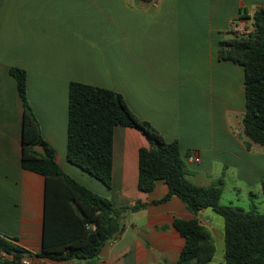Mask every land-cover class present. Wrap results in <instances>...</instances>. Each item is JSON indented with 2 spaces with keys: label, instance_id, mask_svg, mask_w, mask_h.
Here are the masks:
<instances>
[{
  "label": "crops",
  "instance_id": "0c3cea01",
  "mask_svg": "<svg viewBox=\"0 0 264 264\" xmlns=\"http://www.w3.org/2000/svg\"><path fill=\"white\" fill-rule=\"evenodd\" d=\"M262 7L264 0H0V235L33 253L43 248L46 180L22 164L25 107L11 74L17 67L27 72L29 103L59 166L116 208L149 204L125 220V232L95 264H177L186 240L174 221L194 216L176 197L151 205L168 194L164 181L151 193L139 189L140 151L150 149L140 131L115 129L112 188L68 161L70 84L122 94L137 117L178 141L192 183L209 186L216 173L245 169L260 180L263 148L249 150L236 133L243 130L244 69L220 61L219 44L230 28L251 25ZM243 10L248 17L240 19ZM257 190L264 195L263 182ZM202 213L214 264L218 244L225 256V222H203Z\"/></svg>",
  "mask_w": 264,
  "mask_h": 264
},
{
  "label": "trees",
  "instance_id": "16d2710c",
  "mask_svg": "<svg viewBox=\"0 0 264 264\" xmlns=\"http://www.w3.org/2000/svg\"><path fill=\"white\" fill-rule=\"evenodd\" d=\"M247 17L243 10L240 19ZM251 19L253 30L249 35L239 36L233 28L227 31L229 36L219 44V60L244 69V133L240 139L249 150L258 145L264 152V7L254 11ZM11 74L18 82L25 107L22 164L24 169L46 180L45 220L43 248L38 253L28 251L17 239L0 235L1 264H25L24 260L33 258L95 264L106 245L125 232L126 215L140 212L149 204L137 202L116 208L112 200L68 175L42 136L39 120L28 100L27 72L15 67ZM116 127L137 129L150 144V149L140 151L139 189L151 193L158 181H164L169 188L164 198L151 205L165 204L176 197L194 216L192 220L174 221V227L186 240L177 264H213L215 241L199 220L206 209L225 222L226 250L221 264H264V214L254 203L249 210L222 205L223 178L209 186L192 183L178 141H168L151 123L137 117L122 94L77 82L70 84L68 161L108 188L113 183ZM35 145L44 146L47 155L35 151ZM89 225L96 229L88 228Z\"/></svg>",
  "mask_w": 264,
  "mask_h": 264
},
{
  "label": "rangeland",
  "instance_id": "374dc122",
  "mask_svg": "<svg viewBox=\"0 0 264 264\" xmlns=\"http://www.w3.org/2000/svg\"><path fill=\"white\" fill-rule=\"evenodd\" d=\"M252 30H253L252 24L251 25L247 24L245 28L242 27V29L237 30L238 31L237 35L239 33V36H247L250 34ZM204 78L206 82V77L204 76ZM236 133L238 134V136L239 135L243 136L242 129L237 130ZM216 174H219L220 176L218 178L214 177L213 178L214 181L219 178H223L225 181V188L221 201L222 205L233 206V207L249 210L251 203H254L258 207L259 211L264 214V195L262 196L261 192L257 190V187H259L261 183L264 182V177L256 181L255 177L252 178L251 173L249 171H246V169L243 172H238L236 170V171H225L223 173H216ZM254 181H256L257 183L252 184ZM250 192H254V193H250ZM252 194L254 195V197L251 196ZM135 214L136 213H128L126 215V219L128 218V220H132L133 218L136 217ZM205 217L206 218L216 217V220H218L219 222L220 220L224 221V219L221 216L217 215L211 209H206V212L204 210L203 213L201 214V219L203 220V222H205ZM220 246L221 245L218 244L217 258L214 264H220L223 260L224 255Z\"/></svg>",
  "mask_w": 264,
  "mask_h": 264
},
{
  "label": "water",
  "instance_id": "95a60500",
  "mask_svg": "<svg viewBox=\"0 0 264 264\" xmlns=\"http://www.w3.org/2000/svg\"><path fill=\"white\" fill-rule=\"evenodd\" d=\"M34 150L37 151V152H39L42 155H47L46 149L42 145H35L34 146Z\"/></svg>",
  "mask_w": 264,
  "mask_h": 264
},
{
  "label": "built area",
  "instance_id": "2783aa9c",
  "mask_svg": "<svg viewBox=\"0 0 264 264\" xmlns=\"http://www.w3.org/2000/svg\"><path fill=\"white\" fill-rule=\"evenodd\" d=\"M194 160L199 161L198 158H196V159H194ZM88 228H91V229H93V230L96 229V227L93 226V225H89ZM24 263H25V264H31V261H30L29 259H26V260H24Z\"/></svg>",
  "mask_w": 264,
  "mask_h": 264
}]
</instances>
